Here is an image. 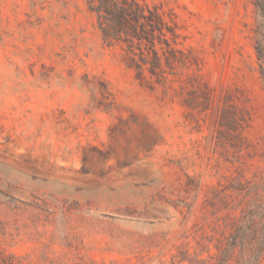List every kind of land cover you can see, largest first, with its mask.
<instances>
[{"label": "rangeland", "instance_id": "rangeland-1", "mask_svg": "<svg viewBox=\"0 0 264 264\" xmlns=\"http://www.w3.org/2000/svg\"><path fill=\"white\" fill-rule=\"evenodd\" d=\"M145 1L196 59L164 85L103 44L84 0H0V264H203L237 214L218 184L264 167L252 0ZM225 99L253 157L230 159Z\"/></svg>", "mask_w": 264, "mask_h": 264}, {"label": "trees", "instance_id": "trees-1", "mask_svg": "<svg viewBox=\"0 0 264 264\" xmlns=\"http://www.w3.org/2000/svg\"><path fill=\"white\" fill-rule=\"evenodd\" d=\"M84 1L89 12L95 16V25L103 44L120 50L123 63L135 72L139 81L164 85L196 64L192 51L179 47L177 25L159 7L145 0ZM252 5L253 49L264 89V0H252ZM203 87L206 91L207 86L203 84ZM190 99L185 104L194 107V101ZM230 101L225 99L218 114V134L226 136L232 133L234 136L235 132H239L235 136L238 149L233 151L230 159L241 160L245 155L253 157L250 151L253 144L242 136L249 126V112ZM201 105L203 109L209 106L206 94ZM233 147L229 145L227 152ZM260 160L264 163V153ZM240 165V174L230 175L226 183L218 184L219 190L216 189L218 192L211 199L213 206L219 208L217 202L220 201L226 210L236 211L237 214L218 232V237L214 236V251L208 253V259L203 264H264V167L257 166L252 175H247V161L241 160ZM225 191L233 195L225 194Z\"/></svg>", "mask_w": 264, "mask_h": 264}]
</instances>
